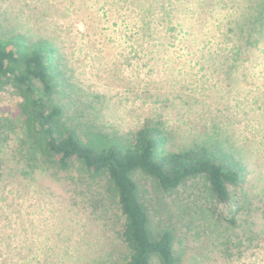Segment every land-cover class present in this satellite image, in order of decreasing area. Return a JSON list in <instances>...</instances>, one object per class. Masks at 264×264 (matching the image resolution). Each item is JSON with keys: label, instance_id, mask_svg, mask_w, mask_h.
<instances>
[{"label": "rangeland", "instance_id": "obj_1", "mask_svg": "<svg viewBox=\"0 0 264 264\" xmlns=\"http://www.w3.org/2000/svg\"><path fill=\"white\" fill-rule=\"evenodd\" d=\"M0 29L56 45L66 82L55 99L69 125L131 136L151 121L168 150L206 143L231 153L246 176L230 186V203L204 177L170 192L134 178L152 231L174 228L179 264H264V0H0ZM249 35L257 42L247 45ZM20 100L12 85L0 88V129L6 117L15 128L0 132V264L120 259L103 179L78 164L27 165Z\"/></svg>", "mask_w": 264, "mask_h": 264}, {"label": "trees", "instance_id": "obj_2", "mask_svg": "<svg viewBox=\"0 0 264 264\" xmlns=\"http://www.w3.org/2000/svg\"><path fill=\"white\" fill-rule=\"evenodd\" d=\"M249 39L253 37L248 36L247 45L257 42ZM57 51L46 37L33 41L20 32L0 29V88L10 84L21 98L15 121L22 132L21 151L26 146L33 152L27 165L32 170L49 166L65 172L78 164L91 177L103 179L108 203L104 207L96 200L92 207L96 211L104 207V212L114 214L116 233L124 245L122 257L109 264H151L154 257L160 264H179L174 228L152 231V215L140 197L134 175L148 176L164 192L190 178L204 177L217 200L230 203V186L245 181L244 165L221 147L206 143L168 150V134L151 121L131 136L102 129L83 132L69 125L64 104L55 99L66 82L57 65ZM4 120L7 126L0 132L13 131L12 118ZM7 139V133L0 135V168Z\"/></svg>", "mask_w": 264, "mask_h": 264}]
</instances>
